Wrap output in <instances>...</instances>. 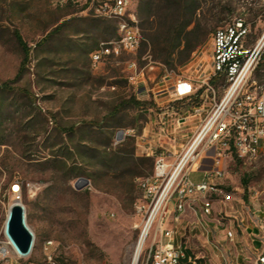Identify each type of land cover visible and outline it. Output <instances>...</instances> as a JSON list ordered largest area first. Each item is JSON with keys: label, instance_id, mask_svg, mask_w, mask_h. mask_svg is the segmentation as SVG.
<instances>
[{"label": "rangeland", "instance_id": "obj_1", "mask_svg": "<svg viewBox=\"0 0 264 264\" xmlns=\"http://www.w3.org/2000/svg\"><path fill=\"white\" fill-rule=\"evenodd\" d=\"M165 5V0H139L135 4L136 19L149 41L153 32L149 15L159 20L166 12ZM251 6L255 11L249 9ZM239 16L250 26L251 45L264 32V0H209L189 27L199 24L207 41L188 64L169 67L160 52L154 56L151 41L143 52L142 46L136 52L120 50L94 66L91 53L99 50L101 42L119 38L114 20L96 17L81 3L0 0V84L14 79L23 60L14 36L19 29L33 48L21 84L34 95V99L4 95L7 103L6 121L0 126V231L11 206L21 201L35 236L33 259L40 264H52L49 256L56 264H131L145 226V214L139 208L144 203L139 180L145 175L139 172L144 170L130 168L123 174L97 162H80L77 157L61 168L53 163L52 153L75 150L79 135L72 141L56 125L103 121L111 128L113 148L130 141L137 156L165 151L174 160L186 149L215 103L214 96L207 101L198 96L193 101L176 103L174 87L180 78L196 88L202 84L206 71H210L216 31ZM62 23L61 32L48 44L38 46ZM255 79L264 83V61L252 82ZM221 85L216 86L218 101L224 94V83ZM132 97L145 103H127ZM123 101L127 104L113 117L116 105ZM223 169L225 176L216 179V184L231 197L216 196L212 216L202 213L198 217L200 207L188 204L187 221L176 225L178 245H183L186 255L188 249L195 260L202 259L204 264H239L242 248L246 256H252L249 242L229 248L218 241L209 218L218 217L224 229H233L235 236H241L243 222L254 224V216L264 211V148L257 160L244 162L234 156L223 163ZM202 177V173H191L195 181ZM82 178L90 184L77 189ZM18 182L21 198L12 188ZM174 203L172 200L170 207ZM151 238L139 264H143ZM49 241L53 244L47 248ZM257 259L246 257L240 264H255ZM182 264H186L184 260Z\"/></svg>", "mask_w": 264, "mask_h": 264}, {"label": "built area", "instance_id": "obj_2", "mask_svg": "<svg viewBox=\"0 0 264 264\" xmlns=\"http://www.w3.org/2000/svg\"><path fill=\"white\" fill-rule=\"evenodd\" d=\"M75 1H83L93 15L114 20L117 28H123V37L103 41L98 52L91 53L94 66L111 57L112 51L136 52L142 46L145 41L143 30L141 26H133L134 15H125L126 0H64ZM250 31L245 18L243 23H234L233 20L226 27L219 28L213 39L210 71H206L207 77L202 84L196 88L192 82L180 78L174 87L176 101L198 95L206 101L214 96L215 103L186 149L174 160L165 151L148 155L155 157L154 171L139 180L144 192V203L139 208L145 214V227L150 223L149 236L152 235L143 264H182L187 257L177 243L176 225L169 224L170 211H177V214L184 211L181 197L189 191H199V198L193 200V206L201 202L203 214H211L210 201L205 198V185L214 183V188H219L216 179L225 176L223 163L229 158L237 156L250 162L257 160L264 148V83L259 82L255 92H247L251 72L264 61V32L249 45ZM219 75L225 76V83L224 94L218 101L212 80ZM181 85H189L190 90L180 93L178 88ZM199 110L196 108L197 112ZM192 172L202 173L203 179L193 180ZM12 188L21 198V184L15 183ZM222 197L228 199V193L222 191ZM172 200H175L174 209L170 207ZM228 236L231 238L230 232ZM6 244L11 243L9 229L4 226L3 233H0V264H40L33 259L32 247L29 252L19 251V248L6 252ZM46 247H50V241ZM49 259H53L52 256ZM188 264H197V260L188 258ZM255 264H264V246Z\"/></svg>", "mask_w": 264, "mask_h": 264}, {"label": "trees", "instance_id": "obj_3", "mask_svg": "<svg viewBox=\"0 0 264 264\" xmlns=\"http://www.w3.org/2000/svg\"><path fill=\"white\" fill-rule=\"evenodd\" d=\"M166 12L156 20L152 14L149 15L151 29H152V45L154 46V56L159 53L165 64L171 68H176L179 66H184L188 64L193 54L203 46L207 38L204 36L199 28V24L194 28H189L194 22L198 11L203 4H208L209 0H165ZM214 1V0H213ZM251 11H255V7L251 6L249 8ZM63 23L52 29L44 38L38 43V46L48 44L53 37L61 32L63 28ZM15 39L23 52V60L21 62L20 68L14 79L8 80L0 84V126L4 125L6 121L5 104L6 97L4 95H22L27 98L34 99V95L31 91L23 86L21 82L23 81L26 73L28 71L29 64L32 59L33 48L24 39L20 30L14 31ZM149 39L145 37V41L142 44L143 47L147 49L150 44ZM224 79V80H222ZM212 83L217 86V84L225 83V76L219 75L212 80ZM195 97L192 96L182 101H176V103H182L193 101ZM35 103V102H34ZM131 104H144L145 102H140L136 98L132 97L127 101ZM124 101L116 105L114 109L113 117H116L122 108V106L127 104ZM58 131L66 133L70 140L73 141L74 137L78 136V140L75 143V150L58 149L56 152L52 153V161L56 165H60L61 168H65L68 165L69 159L72 157L80 160L83 163H89L95 165V162L100 163L103 167L111 168L115 172H125L130 168L143 169L139 173L148 176L151 175L155 167V157L154 156H137L135 146L133 142H125L122 146L118 148L112 147V132L111 128L104 124L103 121L96 122H82L67 126L56 125ZM48 128H45V133H48ZM1 140L0 142H2ZM110 149V151L108 150ZM59 166V167H60ZM143 178V177H142ZM247 182V181H245ZM191 256V252L187 249V257ZM188 258L184 261L188 264ZM197 264H204L202 259L197 260Z\"/></svg>", "mask_w": 264, "mask_h": 264}, {"label": "bare ground", "instance_id": "obj_4", "mask_svg": "<svg viewBox=\"0 0 264 264\" xmlns=\"http://www.w3.org/2000/svg\"><path fill=\"white\" fill-rule=\"evenodd\" d=\"M61 1L64 2V0H61ZM65 3H68V2H65ZM76 3L83 4V1H75V4ZM136 3H137V0H126V2H125V15L126 16H133L134 15L133 26H140L138 21H137V19H136V15H135V12H134V7H135ZM96 17H99V16H96ZM100 18H104V17H100ZM234 23H243V17L242 16L236 17L234 19ZM117 30H118V33H119V35H118L119 38L123 37V28H117ZM143 37H144V34H143ZM119 51L120 50L112 51V53H118ZM96 52H98V51H96ZM256 71H257V69H254L251 72V79L249 80L248 85H247V92H255V90L257 88V84L259 83V81L257 79H255L252 82V77H253V75H254V73ZM222 80H224V79H222ZM219 85H220V83H219ZM189 90H190V86L189 85H181L178 88V91L180 93H185V92H187ZM199 97L203 100V96H199ZM223 173H225L224 169H223ZM220 178H223V177H220ZM220 178H217V179H220ZM217 187H219V188H214V183H207L205 185V198L208 201H210V213H211V214H205L207 216H210L213 213V205L215 203V197L216 196H221L222 197V191H225V189H223L218 184H217ZM221 188H222V190H221ZM230 197H231V195L228 194V199ZM198 198H199V191H189V192L186 193V196L181 197V207H183L184 211H181L179 214H177V211H170L169 224L170 225H177V224L181 223L182 220H183V214L186 212L188 204L193 203V200H198ZM15 204L23 205L21 201H16L11 206V208ZM11 208L9 210L7 221H8L9 215H10ZM7 221L5 223V228L7 227ZM26 225L30 229V227H29V225L27 223V218H26ZM229 232L231 233V238H233L234 237V232L232 230H230ZM0 233H3V229L0 231ZM149 233H150V223L146 227L144 226V228H143L141 238H140V240L137 243L135 252H134L133 257H132V262H130L131 264H139L140 258L142 256L143 251H144V247H145L147 239L149 237ZM9 240H10L11 244H6V252H14V248H19V251H22L20 249L19 245L14 241V239L11 236L10 232H9ZM52 244H53V242L50 241V246ZM34 245L35 244L32 245V255H34ZM180 251H181V253L184 254V256L187 257L186 252L183 249V245H180ZM189 258H193V257L190 256ZM54 259H55V257H54ZM49 261L52 262V264H56L55 263L56 261L53 262V259H49Z\"/></svg>", "mask_w": 264, "mask_h": 264}, {"label": "crops", "instance_id": "obj_5", "mask_svg": "<svg viewBox=\"0 0 264 264\" xmlns=\"http://www.w3.org/2000/svg\"><path fill=\"white\" fill-rule=\"evenodd\" d=\"M202 179H203V177H202ZM200 180H198V181H200ZM215 203L213 205V212L215 210ZM195 206L200 207V209L202 208L201 202H197L195 204ZM174 207H175V203L171 207V209H174ZM186 212L183 214V220H182L181 224H183V223H185L187 221ZM202 213H203L202 209H201V213L197 212L198 217H200L202 215ZM212 215H213V213H212ZM209 219H210V221H212V225L211 226L214 228V232H215V235L217 237V240L220 241L223 244H226L229 248H231L233 244L237 248L238 247L237 246L238 243L240 244V247H242V243L249 242L248 243V246H249L248 250L250 251L252 256H246L247 253L242 248V250H240L238 252V262H239V264H240V262L244 261L246 259V257H250V258L251 257L258 258L259 257V255L261 254V252H259V251L264 246V211L259 212V214L254 216V218H253V223L254 224L246 225V223L243 222V226L244 227L241 229L242 230V235L241 236H235V234H234L233 238H230L228 236V232L231 229L230 228L229 229H224L222 221L218 217H215L213 219L209 218ZM189 223L190 222H188V224L185 226V228L188 227ZM239 226L241 227V224H239ZM192 253L193 252H191V256H192Z\"/></svg>", "mask_w": 264, "mask_h": 264}, {"label": "water", "instance_id": "obj_6", "mask_svg": "<svg viewBox=\"0 0 264 264\" xmlns=\"http://www.w3.org/2000/svg\"><path fill=\"white\" fill-rule=\"evenodd\" d=\"M89 184L90 181L88 179L82 178L76 187L77 189H83ZM7 227L20 249L23 252H29L34 242V234L26 225V212L24 205L15 204L11 208Z\"/></svg>", "mask_w": 264, "mask_h": 264}]
</instances>
